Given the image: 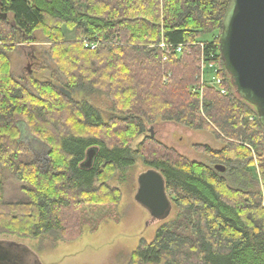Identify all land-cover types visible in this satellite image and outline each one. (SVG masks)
<instances>
[{
  "label": "trees",
  "instance_id": "1",
  "mask_svg": "<svg viewBox=\"0 0 264 264\" xmlns=\"http://www.w3.org/2000/svg\"><path fill=\"white\" fill-rule=\"evenodd\" d=\"M229 1L0 0V234L78 237L85 207L117 208L122 191L110 181L141 158L163 174L177 211L127 264H264V129L221 57ZM38 31L50 43L40 69L51 77L27 74L28 86L13 75L9 52L37 42ZM203 57L219 64L226 94L208 84L202 96L193 91ZM165 70L172 74L163 83ZM101 96L108 119L91 101ZM158 117L223 138L222 149L202 147L227 172L157 140L149 124ZM21 121L48 146L47 166L20 140ZM90 148L97 152L84 167ZM251 167L259 179L231 184L229 176Z\"/></svg>",
  "mask_w": 264,
  "mask_h": 264
},
{
  "label": "rangeland",
  "instance_id": "2",
  "mask_svg": "<svg viewBox=\"0 0 264 264\" xmlns=\"http://www.w3.org/2000/svg\"><path fill=\"white\" fill-rule=\"evenodd\" d=\"M64 30L66 39H75L74 30L66 27ZM216 35L217 32L206 35L201 41H211ZM35 36L37 42L18 44L14 50L9 52L13 75L28 86L27 74L34 75L41 81L49 80L51 77L49 69H40L44 60H47L44 52L47 51L50 43L45 40V37L39 31L36 32ZM166 73L172 74L171 71L165 70V74L164 72L162 74L163 83L165 82ZM210 73L206 68L204 71L206 83H209ZM170 75L167 77V81L170 79ZM199 86H202L201 77L199 83H195L192 89L202 96L201 91L198 90ZM91 101L102 110L105 119H108L110 115L107 113L109 112L107 98L101 96L93 98ZM149 125H151L149 129L152 127V130H154V137L168 148L173 149L176 152L175 154L192 161L224 165V163L211 158L202 147L209 145L213 149L219 150L225 146L226 143L223 138H218L213 131L208 129L193 130L172 121H164L159 117ZM18 126L21 130L20 140L30 151L32 157L41 166H47L49 161L48 146L35 137L24 122H19ZM143 138L144 135L138 136L131 146L137 147ZM146 148L148 152L154 149V144H148ZM147 169L148 166L140 158L135 165L119 171L110 181L111 185L119 186L122 191V199L118 207L92 208L86 206L82 214V232L76 238L57 240L53 236L28 238L13 234H0V239L13 240L22 244V246L27 245L38 255L42 264H127L130 254L139 246L140 241L151 242L157 229L165 221L173 218L177 211L172 205L166 217L154 216L136 200L139 175ZM245 171L246 169L234 174L233 177L229 176L231 184H243L244 180L249 178L248 175H251L254 179H259V173L255 167L248 168L246 173ZM95 227L96 230H93Z\"/></svg>",
  "mask_w": 264,
  "mask_h": 264
},
{
  "label": "water",
  "instance_id": "3",
  "mask_svg": "<svg viewBox=\"0 0 264 264\" xmlns=\"http://www.w3.org/2000/svg\"><path fill=\"white\" fill-rule=\"evenodd\" d=\"M219 41L222 60L237 94L256 107L264 129V0H230ZM150 132L154 136L152 129ZM96 152V148L88 150L84 167L92 166ZM215 167L226 170L221 164ZM136 200L154 216L168 215L173 203L160 171L148 168L139 175ZM15 244L30 249L27 245ZM36 259V264H42L37 254Z\"/></svg>",
  "mask_w": 264,
  "mask_h": 264
},
{
  "label": "built area",
  "instance_id": "4",
  "mask_svg": "<svg viewBox=\"0 0 264 264\" xmlns=\"http://www.w3.org/2000/svg\"><path fill=\"white\" fill-rule=\"evenodd\" d=\"M99 44V41H89L88 39H85V45L86 46H91V48H95L97 45ZM198 44L201 45V47H204V42L200 41L198 42ZM184 44H179L177 47H176V51L178 53L182 52L183 51V48H184ZM161 47L165 48L166 45L164 43L161 44ZM166 59V57H164ZM206 68H208L209 72L210 73V79L209 80V83H206L205 82V76H204V71L206 70ZM201 70H202V74H201V80H202V86H199L200 88H198V90L201 91L202 93V87L203 85L205 84H208V85H212L214 86L216 89H218L221 93L223 94H226L227 93V89L226 87L223 85L224 83V77L220 74V66L218 63L216 62H212V61H209L207 60L206 58H202V66H201ZM170 74L166 73V78H165V82L167 81V77L169 76ZM258 116L256 115H252L250 116V120H255Z\"/></svg>",
  "mask_w": 264,
  "mask_h": 264
},
{
  "label": "flooded vegetation",
  "instance_id": "5",
  "mask_svg": "<svg viewBox=\"0 0 264 264\" xmlns=\"http://www.w3.org/2000/svg\"><path fill=\"white\" fill-rule=\"evenodd\" d=\"M0 241V264H15L16 262L18 264H36V254L30 249L17 246L13 240L0 239Z\"/></svg>",
  "mask_w": 264,
  "mask_h": 264
}]
</instances>
